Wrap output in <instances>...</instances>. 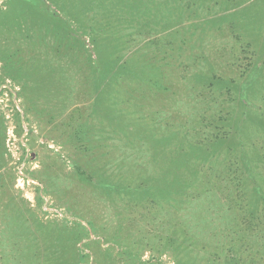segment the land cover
<instances>
[{
    "label": "rangeland",
    "instance_id": "rangeland-1",
    "mask_svg": "<svg viewBox=\"0 0 264 264\" xmlns=\"http://www.w3.org/2000/svg\"><path fill=\"white\" fill-rule=\"evenodd\" d=\"M90 1L0 0V264H264V0Z\"/></svg>",
    "mask_w": 264,
    "mask_h": 264
},
{
    "label": "trees",
    "instance_id": "trees-1",
    "mask_svg": "<svg viewBox=\"0 0 264 264\" xmlns=\"http://www.w3.org/2000/svg\"><path fill=\"white\" fill-rule=\"evenodd\" d=\"M88 3H91V1L89 0V2ZM67 11H72V12H76L77 13V11L78 12H81L82 10H76V11H74V10H67ZM89 10H83V12L81 13V15H80V19H82V20H86V21H92L93 19H92V16H90L89 15V13L90 12H88ZM55 12V11H54ZM54 15H56V12L55 13H53ZM58 15V14H57ZM89 17H90V19L91 20H89ZM97 21H101L103 24H104V22H103V19H102V17H100L99 18V20H97ZM92 28V27H91ZM92 31H93V29H92Z\"/></svg>",
    "mask_w": 264,
    "mask_h": 264
}]
</instances>
